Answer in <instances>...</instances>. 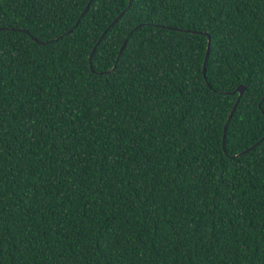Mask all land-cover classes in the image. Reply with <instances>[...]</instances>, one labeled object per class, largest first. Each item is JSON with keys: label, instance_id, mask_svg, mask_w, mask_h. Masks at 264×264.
Wrapping results in <instances>:
<instances>
[{"label": "trees", "instance_id": "trees-1", "mask_svg": "<svg viewBox=\"0 0 264 264\" xmlns=\"http://www.w3.org/2000/svg\"><path fill=\"white\" fill-rule=\"evenodd\" d=\"M0 264H264V0H0Z\"/></svg>", "mask_w": 264, "mask_h": 264}, {"label": "water", "instance_id": "water-1", "mask_svg": "<svg viewBox=\"0 0 264 264\" xmlns=\"http://www.w3.org/2000/svg\"><path fill=\"white\" fill-rule=\"evenodd\" d=\"M91 1H92V0H90V2H91ZM131 2H132V0H130V3H131ZM89 5H90V3L88 4V7H89ZM84 13H85V11H84ZM84 13H83V14H84ZM123 13H124V12H122L118 17H116V19H115V20L110 24V26L104 31V33L102 34V36H101V38L99 39L98 43L95 45V47L93 48V50H92V52H91L90 60L92 59L93 53H94L96 47L98 46V44L100 43V41L102 40L103 36L106 34V32L109 30V28H111V27H112V26H113V25L119 20V18L121 17V15H122ZM83 14H82V15H83ZM170 28H174V29H177V30H179V31H184V30H185L184 28H177V27H170ZM26 32H28V31H26ZM193 32H196V31H193ZM206 34H207V33H206ZM208 37H209V40H208V47H207L206 57H205L204 65H203V72H204L205 75H206V63H207V59H208L209 54H210V43H211V38H210V36H208ZM34 39H35V38H34ZM35 40H36V39H35ZM124 46H125V42L123 43V45H122V47H121V49H120V53H119V55H121ZM115 66H116V64H115ZM115 66H114V67H115ZM111 71H112V69H109L108 71H105V72L109 73V72H111ZM105 72H100V73H105ZM245 89H246V86H245L244 84L238 86V88L236 89V92H239V96H238V98H237V100H236V103L234 104L233 109L231 110V112H230V114H229V117H228V119H227V123H226V125H225V131H224V141H225L226 129H227L228 123H229V121H230V119H231V117H232L234 111L236 110L237 105H238V103H239V101H240V98H241L242 94L244 93ZM224 146H225V142H224ZM253 147H254V145H253L252 147H250L249 149H245V150L242 151L240 154H238V156L241 155V154H243V153H245V152H248V151L251 150Z\"/></svg>", "mask_w": 264, "mask_h": 264}]
</instances>
